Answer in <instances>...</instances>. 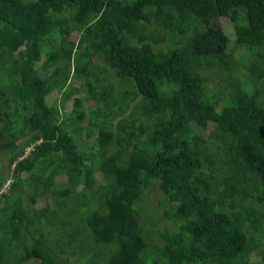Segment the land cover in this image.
<instances>
[{
	"label": "trees",
	"instance_id": "obj_1",
	"mask_svg": "<svg viewBox=\"0 0 264 264\" xmlns=\"http://www.w3.org/2000/svg\"><path fill=\"white\" fill-rule=\"evenodd\" d=\"M4 153L0 264H264V0H0Z\"/></svg>",
	"mask_w": 264,
	"mask_h": 264
},
{
	"label": "rangeland",
	"instance_id": "obj_2",
	"mask_svg": "<svg viewBox=\"0 0 264 264\" xmlns=\"http://www.w3.org/2000/svg\"><path fill=\"white\" fill-rule=\"evenodd\" d=\"M173 30V31H172ZM171 31H172V35H173V39L175 40V42H180V43H184L186 41V38L185 36L182 37L180 35H177L178 34V29L176 28V26H172L171 27ZM71 39L74 40V41H78L79 39V35L77 33H74L72 36H71ZM101 62V61H100ZM100 62H98L97 60H95V63H98L99 65L101 64ZM113 72V71H112ZM114 75V72L112 73ZM218 77V76H217ZM57 85V87H62L63 86V83H61L60 81H57L55 83ZM76 86H79L78 83H76ZM102 87H104V84H102ZM208 87L214 92V93H218V80L215 79L213 82L209 81L208 82ZM117 93L121 92L124 96H127V93L130 92V97L127 98V99H132V98H135L137 99V102L135 103V107H137V111H138V115L140 116H143L145 114V107H146V102L143 101V96H141L138 91H137V88L135 86V83L133 81H127V82H121V84L119 83L117 85ZM167 95H171L172 94V91L170 92H167L166 93ZM80 95V93H79ZM82 96V95H80ZM51 98H52V101H56L58 106L61 108V110L67 114H70L72 109H73V105H74V99L76 98V95L74 93H71L70 91H54V93L51 95ZM214 100H215V97H212ZM82 105H80L77 110L81 113H85L87 111H89V107L91 106V103L90 102H87V100L85 98H83L82 100ZM143 101V102H142ZM110 108H114L116 106V101L115 100H112L110 99V101L108 102L107 104ZM152 109V108H151ZM144 119V118H143ZM138 120V119H137ZM131 122H135L133 118H130L128 120H125L122 125H127ZM83 126L86 128L84 134H83V139L82 140H85V141H89L91 140L92 137H96L98 138L97 140H100V138L98 137V134L97 132H99V130L102 129L101 126H99L95 119L94 118H89L87 119L86 121H84L83 123ZM156 124V121H154L153 124L151 125H154ZM123 137V136H122ZM17 144L18 146L22 147L23 149H25L27 147V144H26V141L24 140H21V139H17ZM27 151H28V148H27ZM27 154V152H26ZM9 163H10V157L7 153H4L3 154V157L1 159V164H0V175L3 176L5 175L7 172H8V166H9ZM27 174H24L23 177H26ZM97 178L99 180H102V173L100 174H97ZM62 178L61 177H57L55 178V180H58L59 181V184H60V188H65L67 186V181H63L61 180ZM80 195L81 196H85L86 195V191H82L80 190ZM27 199V197L25 198V200ZM41 199H42V203L43 205L45 204V201H47L46 198H44L43 196H41ZM50 200H51V196H50ZM233 201H235V203L237 202L238 205L236 207H234V212H244L246 211L250 205H249V202H246V197H243V196H236L233 198ZM39 205V203L37 204ZM38 208H42V207H38ZM72 259L71 258L69 260V262H72Z\"/></svg>",
	"mask_w": 264,
	"mask_h": 264
},
{
	"label": "clouds",
	"instance_id": "obj_3",
	"mask_svg": "<svg viewBox=\"0 0 264 264\" xmlns=\"http://www.w3.org/2000/svg\"><path fill=\"white\" fill-rule=\"evenodd\" d=\"M31 150H33V148H31V147L28 148L27 154H28ZM27 154H26L24 157L20 158V160H22V159H24L25 157H27Z\"/></svg>",
	"mask_w": 264,
	"mask_h": 264
},
{
	"label": "crops",
	"instance_id": "obj_4",
	"mask_svg": "<svg viewBox=\"0 0 264 264\" xmlns=\"http://www.w3.org/2000/svg\"><path fill=\"white\" fill-rule=\"evenodd\" d=\"M113 75V74H112Z\"/></svg>",
	"mask_w": 264,
	"mask_h": 264
}]
</instances>
